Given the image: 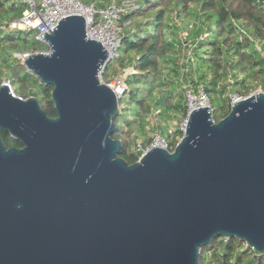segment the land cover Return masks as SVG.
Returning <instances> with one entry per match:
<instances>
[{
  "label": "water",
  "instance_id": "95a60500",
  "mask_svg": "<svg viewBox=\"0 0 264 264\" xmlns=\"http://www.w3.org/2000/svg\"><path fill=\"white\" fill-rule=\"evenodd\" d=\"M87 17L64 14L43 38L49 55L24 66L51 88L56 116L36 97L0 87V264H199L213 239L264 254V93L217 123L193 110L174 149L135 163L111 138L119 111L100 83L108 53Z\"/></svg>",
  "mask_w": 264,
  "mask_h": 264
},
{
  "label": "trees",
  "instance_id": "16d2710c",
  "mask_svg": "<svg viewBox=\"0 0 264 264\" xmlns=\"http://www.w3.org/2000/svg\"><path fill=\"white\" fill-rule=\"evenodd\" d=\"M22 12L23 6L18 0H0V75L5 72L11 84H19L15 91L18 96L36 97L46 114L54 118L51 88L34 76L30 77L29 73L22 75V66L15 59L16 52L34 53L46 49L30 33L8 28ZM133 22L137 24L136 28H130L128 32L123 30L121 53L114 60L122 70L128 68L131 73L124 79L122 105L119 99L115 130L111 135L112 139L121 142L118 155L128 164L139 159L134 135L140 136L144 131L142 121L151 116L158 102L162 109L155 118L156 132L168 142V151L171 152L182 137L177 129L168 134L163 125V108L173 110L183 119L186 115V105L180 102L182 90L178 82L181 61L173 62L171 58L182 57L179 56L183 54L180 42L192 47L191 69L209 101L216 102V108L210 104L215 123L230 110L227 82L241 97L252 93V82L264 74V60L253 45L257 44L264 53V0H140L139 8L122 19L124 27ZM233 24L251 39L242 35ZM178 25L186 30L188 37L177 43L172 37L178 33L174 32ZM145 26H150L151 30L147 31ZM10 62H15L16 66L11 68ZM172 62L177 66L175 69L170 67ZM201 66L206 70L202 75L199 74ZM107 71L108 65L104 75ZM175 73L177 78L174 79ZM0 137L7 148H21L20 143L7 133L0 132ZM151 141L152 137L147 138L144 146ZM199 264H264V254L235 238L219 237L200 249Z\"/></svg>",
  "mask_w": 264,
  "mask_h": 264
},
{
  "label": "built area",
  "instance_id": "2783aa9c",
  "mask_svg": "<svg viewBox=\"0 0 264 264\" xmlns=\"http://www.w3.org/2000/svg\"><path fill=\"white\" fill-rule=\"evenodd\" d=\"M23 6L21 16L11 22L8 26L10 30H19L30 33V36L38 43L43 44L46 49L29 52H16L15 59L19 64L24 65L27 56L32 54L49 55L51 48L43 38L44 33L53 32L55 21L64 14L83 13L87 17L86 35L88 39L97 41L102 45L105 52L108 53L107 60L112 62L119 58V51L122 43L123 23L122 19L129 13L139 8L140 0H106L104 6L98 7L94 2L84 3L81 0H18ZM238 31L248 37L236 24ZM191 28V25L189 26ZM185 59L181 60V69L178 76L184 102L186 105V115L184 121L179 124L177 130L183 135L187 118L193 110L199 108H208L211 113L210 101L204 91L203 85L197 80V77L191 69V50L192 47L181 44ZM257 52H261L257 44H253ZM106 66H102L97 73L100 83L107 84L114 92L117 87L121 86V90L115 92L116 99L119 101L125 89L124 78L115 77L107 82L103 75ZM131 73V72H130ZM7 87L10 95L20 100H25L18 96L12 87L10 80L4 76L0 79V87ZM264 93V91H263ZM244 97L239 96L235 92H229L228 100L230 106L241 101ZM168 134H173L172 129H167ZM178 142V141H177ZM135 150L139 153V158L153 148L168 150V142L159 132H155L152 141L148 146L143 144H135Z\"/></svg>",
  "mask_w": 264,
  "mask_h": 264
},
{
  "label": "rangeland",
  "instance_id": "374dc122",
  "mask_svg": "<svg viewBox=\"0 0 264 264\" xmlns=\"http://www.w3.org/2000/svg\"><path fill=\"white\" fill-rule=\"evenodd\" d=\"M82 2H84V3H88L89 1H91V2H94L95 4H98L100 1H102V0H81ZM105 2H106V0H103V3L105 4ZM190 20H192V19H190ZM195 22V21H194ZM128 24L126 23V27H124L123 26V30H125V32H128L129 31V29L130 28H136V27H134L135 25H137L136 23H132V24H130V26H127ZM147 31H150L151 30V27L150 26H145L144 27ZM176 31H174L175 33L176 32H178L176 35H175V37H177L178 38V40L180 39L181 41H183L185 38H187L188 36H187V32H186V30L182 27V26H180V25H178L177 27H176ZM46 48V47H45ZM119 53H121V49H120V51H119ZM179 56H182V57H171L172 59H173V62L175 61L176 62V60H179V63H180V61L181 60H183V59H185V57H184V55L182 54V55H179ZM0 57H2L1 56V54H0ZM260 57L264 60V53L261 51L260 52ZM1 59V58H0ZM1 62V61H0ZM170 63V67L171 68H174L175 69V67H177V66H175L174 65V63ZM0 66H1V63H0ZM14 66H16V63L15 62H10V67L12 68V67H14ZM22 67H21V74L22 75H25V74H27V73H29L28 71H27V69L25 68V66L24 65H21ZM179 68H180V66H179ZM179 68H178V70H179ZM167 69H165V71H166ZM130 72H131V70L130 69H123L122 70V68H120L118 65H117V63L116 62H114V61H112V62H110L109 64H108V71H107V73L104 75V78H105V80L106 81H109V80H111V79H113L114 77H121V78H124L125 79V77L128 75V74H130ZM206 72V70H205V67L204 66H201L200 67V70H199V74H204ZM30 74V77H33L34 75H32L31 73H29ZM4 76H6L7 77V74L5 73V72H3L1 75H0V78L1 77H4ZM35 77V76H34ZM33 77V78H34ZM36 78V77H35ZM173 78L175 79V78H177L176 77V73L175 74H173ZM37 79V78H36ZM38 80V79H37ZM39 81V80H38ZM204 81H206V80H204ZM40 82V81H39ZM224 84V83H223ZM222 84V85H223ZM252 84H253V86H254V90L252 91V93L251 94H253V93H256L257 91H264V74H261L260 75V77H259V79H258V81H256V82H252ZM18 83L17 82H12V87H13V89L16 91L17 89H18ZM231 83L230 82H227V87H228V92H233V90H232V88H231ZM220 87V86H219ZM229 94V93H228ZM181 95H182V99H180V102H182V103H185L184 102V97H183V94L181 93ZM227 97H228V95H227ZM119 104H121L122 105V100L120 99V102H119ZM210 104H211V106H212V108H216V102L215 101H211L210 102ZM161 109H162V106H160V102H158V106L152 111V114H151V116H149V117H147V118H145L142 122H143V124H144V127H145V129H144V131L143 132H141L139 135L140 136H137L136 134L134 135V140H135V144H137V143H139V144H143L144 145V143H145V141H146V139L147 138H150V137H152L153 136V134L156 132V129H157V127H156V115L161 111ZM163 112H164V117H163V125H164V128L165 129H172V130H176L177 128H178V126H179V124L180 123H182L183 121H184V119L183 118H181V116L179 115V114H177L176 112H174L173 110H171V109H168V108H163ZM165 112H166V114H165ZM170 114V116H168V114Z\"/></svg>",
  "mask_w": 264,
  "mask_h": 264
},
{
  "label": "crops",
  "instance_id": "0c3cea01",
  "mask_svg": "<svg viewBox=\"0 0 264 264\" xmlns=\"http://www.w3.org/2000/svg\"><path fill=\"white\" fill-rule=\"evenodd\" d=\"M97 6H98V7H102V6H104L103 0L100 1V2L97 4ZM172 40L175 41V42L180 41V39L178 40V38L175 37V36L172 37ZM177 43H178V42H177ZM180 49H182V47H180ZM114 78H115V77H114Z\"/></svg>",
  "mask_w": 264,
  "mask_h": 264
},
{
  "label": "bare ground",
  "instance_id": "6f19581e",
  "mask_svg": "<svg viewBox=\"0 0 264 264\" xmlns=\"http://www.w3.org/2000/svg\"><path fill=\"white\" fill-rule=\"evenodd\" d=\"M120 90H121V86L117 87L116 90H115V92H118Z\"/></svg>",
  "mask_w": 264,
  "mask_h": 264
}]
</instances>
